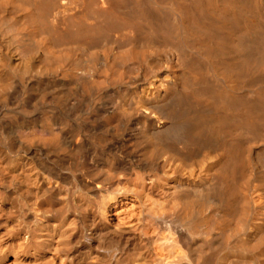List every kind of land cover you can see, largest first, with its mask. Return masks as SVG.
<instances>
[{"label":"bare ground","instance_id":"obj_1","mask_svg":"<svg viewBox=\"0 0 264 264\" xmlns=\"http://www.w3.org/2000/svg\"><path fill=\"white\" fill-rule=\"evenodd\" d=\"M0 264H264V0H0Z\"/></svg>","mask_w":264,"mask_h":264}]
</instances>
